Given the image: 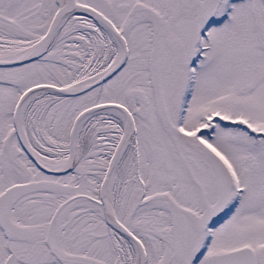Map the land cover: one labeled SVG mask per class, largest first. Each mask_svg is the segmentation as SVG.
Returning a JSON list of instances; mask_svg holds the SVG:
<instances>
[{
    "label": "snow or ice",
    "instance_id": "1",
    "mask_svg": "<svg viewBox=\"0 0 264 264\" xmlns=\"http://www.w3.org/2000/svg\"><path fill=\"white\" fill-rule=\"evenodd\" d=\"M0 264H264V0H0Z\"/></svg>",
    "mask_w": 264,
    "mask_h": 264
}]
</instances>
